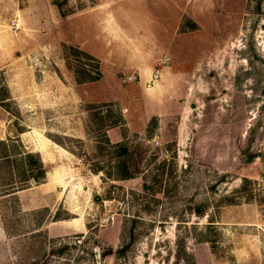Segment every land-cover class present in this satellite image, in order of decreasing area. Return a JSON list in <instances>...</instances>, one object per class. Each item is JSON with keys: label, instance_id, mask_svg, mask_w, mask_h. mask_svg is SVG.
Instances as JSON below:
<instances>
[{"label": "rangeland", "instance_id": "1", "mask_svg": "<svg viewBox=\"0 0 264 264\" xmlns=\"http://www.w3.org/2000/svg\"><path fill=\"white\" fill-rule=\"evenodd\" d=\"M0 264H264V0L3 3Z\"/></svg>", "mask_w": 264, "mask_h": 264}, {"label": "crops", "instance_id": "2", "mask_svg": "<svg viewBox=\"0 0 264 264\" xmlns=\"http://www.w3.org/2000/svg\"><path fill=\"white\" fill-rule=\"evenodd\" d=\"M6 1L13 2L14 0H0V6L3 3H5ZM105 14L106 15L104 17H106V22L108 21L107 24H108V26H110V29L113 27V25H116V27H117L115 17L113 16L112 11L106 10ZM141 31L142 30H140V29L138 30V32H141ZM133 48L136 52H140V57H139L140 59L139 60H131L130 62H128L127 68L131 69V71L137 77L138 83L136 85H139L140 87H142V92L147 94L145 96L146 97H152V96H155L156 94H158L163 89H170L171 83H169V82L171 80H175L177 78V72H180V71H173V69H171L169 67H167V68L165 67V69L161 70L159 78H157L152 84L146 85V81L149 78L150 71H151V68L153 66V64L150 65L149 62L153 61L154 58L151 57V59H150V56L144 55L145 53H143L141 51L142 48L140 50L139 47H137L135 45ZM94 55H96V54H94ZM175 72H176V75H175ZM146 86H148V87H146Z\"/></svg>", "mask_w": 264, "mask_h": 264}, {"label": "trees", "instance_id": "3", "mask_svg": "<svg viewBox=\"0 0 264 264\" xmlns=\"http://www.w3.org/2000/svg\"><path fill=\"white\" fill-rule=\"evenodd\" d=\"M52 2L53 3H55V4H57L58 6H59V0H52ZM61 13V15H63L64 13L61 11L60 12ZM71 49L72 50H75V51H78V52H80V53H82L83 55H85L87 58H91V56L88 54V53H86V52H83V51H81V50H76L75 48H73V47H71ZM96 67H97V65H95ZM95 67V69H96V73H95V75H88V76H82L81 78H79V79H77L78 81H84V80H94V79H96L97 78V76L99 75V71H98V69ZM116 120H114L113 122L116 124V122H115ZM122 151L123 152H126V149H122ZM127 160H128V158H125L124 156H123V158H121L120 159V169H121V174L120 175H118L117 176V178H125V177H127V176H130V174H131V172L127 169V167H128V162H127ZM38 167H40L39 165H38ZM43 173V169L42 168H38V171H37V173L35 174V175H33L32 176V178H33V180H35L36 181V177H37V175H39V174H42Z\"/></svg>", "mask_w": 264, "mask_h": 264}, {"label": "built area", "instance_id": "4", "mask_svg": "<svg viewBox=\"0 0 264 264\" xmlns=\"http://www.w3.org/2000/svg\"><path fill=\"white\" fill-rule=\"evenodd\" d=\"M10 26L11 28H13V31H16L17 29H19V23H18V20L17 19H12L10 21ZM168 61V57L167 56H164V57H161L159 58L155 65L153 66L152 70L150 71V75H149V78L147 80V82H153L154 80H156V78L159 76L160 74V70L159 68L161 66H163L164 64H166ZM134 77V74H127L125 76V80H131L133 79Z\"/></svg>", "mask_w": 264, "mask_h": 264}, {"label": "water", "instance_id": "5", "mask_svg": "<svg viewBox=\"0 0 264 264\" xmlns=\"http://www.w3.org/2000/svg\"><path fill=\"white\" fill-rule=\"evenodd\" d=\"M97 254H98V250H97Z\"/></svg>", "mask_w": 264, "mask_h": 264}]
</instances>
